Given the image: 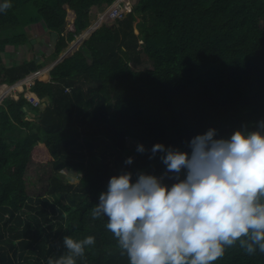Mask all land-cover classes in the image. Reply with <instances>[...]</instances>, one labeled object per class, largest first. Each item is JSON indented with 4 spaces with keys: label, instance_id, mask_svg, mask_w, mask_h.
<instances>
[{
    "label": "trees",
    "instance_id": "obj_1",
    "mask_svg": "<svg viewBox=\"0 0 264 264\" xmlns=\"http://www.w3.org/2000/svg\"><path fill=\"white\" fill-rule=\"evenodd\" d=\"M111 1L7 0L0 86L56 58L88 26L91 8ZM126 7L122 19L84 41L90 59L78 48L51 68L49 80L31 84L42 110L23 93L0 104V264H47L66 252L65 236L95 237L77 264H129L107 218L90 215L111 177L163 176L164 153L153 157L155 144L190 153L192 139L209 129L229 138L264 121V0H136ZM36 23L46 35L57 33L54 50L42 61L26 56L4 65L2 53L44 45L24 30ZM61 170L77 172L79 181ZM212 264H264V254L237 245Z\"/></svg>",
    "mask_w": 264,
    "mask_h": 264
},
{
    "label": "clouds",
    "instance_id": "obj_2",
    "mask_svg": "<svg viewBox=\"0 0 264 264\" xmlns=\"http://www.w3.org/2000/svg\"><path fill=\"white\" fill-rule=\"evenodd\" d=\"M114 2L94 6L88 26L50 61L55 60L56 65L73 54L81 48L77 45H83L104 22L122 19L130 2L123 0L122 14L112 18L109 11ZM10 7L5 0L0 11ZM29 91L37 95L29 87L9 97L18 98L21 93L26 96ZM43 104L41 99L34 105ZM216 135L213 128L194 137L190 153L155 144L152 156L164 153L163 176L140 172L133 182V173L128 171L111 177L90 215L93 220L107 218L106 228L129 264H212L237 245L250 256L257 251L264 254V121L256 130L238 129L229 138L217 139ZM137 151L146 149L141 144ZM133 159L129 157L125 163L131 164ZM165 178L173 183L169 185ZM63 245L66 252L49 257L47 264H77L85 249L95 245V237L76 240L65 236Z\"/></svg>",
    "mask_w": 264,
    "mask_h": 264
},
{
    "label": "rangeland",
    "instance_id": "obj_3",
    "mask_svg": "<svg viewBox=\"0 0 264 264\" xmlns=\"http://www.w3.org/2000/svg\"><path fill=\"white\" fill-rule=\"evenodd\" d=\"M129 2L131 4H134L136 2V0H129ZM0 4H1V1H0ZM94 11H95V7H92L91 11H90L92 15L94 14ZM71 14H72V12H71ZM41 25H42V29L44 30L46 28L45 24L43 22H41ZM24 30L28 31L29 39H31L32 44L36 43L37 40H43L44 45L41 46V49L37 50V49H33L32 48L31 50H29V47H31V44L28 43L27 45L23 46L22 48L20 47L19 50L17 49L16 51H14V49H13V50L8 51L7 54L6 53L5 54L2 53L3 64L4 65H9L10 63H13V62L17 63L18 60L15 59V56H16V58L20 59L21 61H25V59H27L26 56L28 57V59L36 58L38 61H41L43 58H42L41 53L39 51H41L44 54L48 55L50 53V51H52V49L54 48V45H55V42H56L57 39H47L48 37L45 38V35H44V31L45 30L41 31L39 24H37V23L33 24V25L30 24V25L24 27ZM18 32H20V31H18ZM7 33L8 32H1L0 31V37H5L7 35ZM50 36L51 35H49V37ZM76 41H77V39H76ZM77 46L83 48L85 54L90 59V57H91L90 51L84 45H82L81 43L79 45H77ZM12 51H14V53ZM11 53H13V55H11ZM34 53H35V55H33ZM14 54H15V56H14ZM8 55H10V56H8ZM10 57H12L13 59H11ZM14 59H15V61H14ZM11 60H13V61H11ZM55 63H56L55 60L52 61V62L50 61L47 64L48 68L51 69L52 66ZM44 68L45 67H43L42 69H44ZM45 78H41L40 77V79H42V80H48L49 76L47 77V79H45ZM44 106H45V104H43L41 106V110L43 109ZM27 114H28V117H30V118H32V117L33 118H37V116H38V113H35V112L33 113L32 111H29ZM128 144H129L130 147H132V146L136 145V140L129 138ZM61 174L64 176V178H66V179H68L70 181H74V182L79 181V178H80L79 174L77 172H74V171L61 170Z\"/></svg>",
    "mask_w": 264,
    "mask_h": 264
},
{
    "label": "built area",
    "instance_id": "obj_4",
    "mask_svg": "<svg viewBox=\"0 0 264 264\" xmlns=\"http://www.w3.org/2000/svg\"><path fill=\"white\" fill-rule=\"evenodd\" d=\"M123 0H115L114 2V6L110 9L109 11V15L112 18H115L118 15L122 14V10L123 8V4H122ZM40 76V71L37 70L35 72H32L30 74H27L26 76L20 78L19 80L10 83V84H3L0 86V104L2 103L3 99L5 97H9V96H17L19 92L24 91L25 88H29L31 86V84H33L36 80V78H38ZM19 86H21L19 88ZM3 88H5V90H3ZM27 98L34 104H40L41 103V99L31 93H26Z\"/></svg>",
    "mask_w": 264,
    "mask_h": 264
},
{
    "label": "crops",
    "instance_id": "obj_5",
    "mask_svg": "<svg viewBox=\"0 0 264 264\" xmlns=\"http://www.w3.org/2000/svg\"><path fill=\"white\" fill-rule=\"evenodd\" d=\"M55 32H54V34H51V36L49 37V35H46V34H44L45 35V38H47V39H51L52 37H54L55 36ZM37 42H42L43 43V40H37ZM39 49H41V47H39ZM8 53V52H7ZM6 53V54H7ZM13 53H14V51H13ZM13 53H11V55H13ZM40 53H41V56H42V58L44 57V56H46V54H44L43 52H41L40 51ZM44 55V56H43ZM49 55V54H48ZM48 55H47V57H48ZM8 56H10V55H8ZM14 56H15V54H14ZM11 59H13L12 57H10ZM15 59H17L18 61H20V59H18V58H16V56H15ZM15 59H14V61H15ZM43 60V59H42ZM41 60V61H42ZM11 61H13V60H11ZM12 64H15L14 62L13 63H10L9 65H12ZM46 72H48V65L47 66H45V68L44 69H40V73H41V75H43L44 73H46ZM40 75V76H41ZM50 77V76H49ZM21 86H19V88H20ZM3 90H5V88H3ZM30 92V91H29ZM32 93V92H31Z\"/></svg>",
    "mask_w": 264,
    "mask_h": 264
},
{
    "label": "bare ground",
    "instance_id": "obj_6",
    "mask_svg": "<svg viewBox=\"0 0 264 264\" xmlns=\"http://www.w3.org/2000/svg\"><path fill=\"white\" fill-rule=\"evenodd\" d=\"M75 47V45H72V49ZM29 94H31V92H29Z\"/></svg>",
    "mask_w": 264,
    "mask_h": 264
},
{
    "label": "water",
    "instance_id": "obj_7",
    "mask_svg": "<svg viewBox=\"0 0 264 264\" xmlns=\"http://www.w3.org/2000/svg\"><path fill=\"white\" fill-rule=\"evenodd\" d=\"M61 60V59H60Z\"/></svg>",
    "mask_w": 264,
    "mask_h": 264
}]
</instances>
